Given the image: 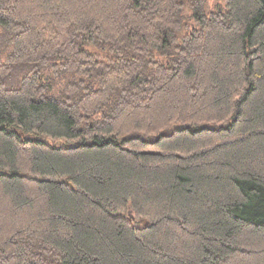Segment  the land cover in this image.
I'll return each instance as SVG.
<instances>
[{
	"label": "trees",
	"instance_id": "16d2710c",
	"mask_svg": "<svg viewBox=\"0 0 264 264\" xmlns=\"http://www.w3.org/2000/svg\"><path fill=\"white\" fill-rule=\"evenodd\" d=\"M0 264H264V0H0Z\"/></svg>",
	"mask_w": 264,
	"mask_h": 264
},
{
	"label": "rangeland",
	"instance_id": "374dc122",
	"mask_svg": "<svg viewBox=\"0 0 264 264\" xmlns=\"http://www.w3.org/2000/svg\"><path fill=\"white\" fill-rule=\"evenodd\" d=\"M218 1H221V0H209V7H210L214 2H218Z\"/></svg>",
	"mask_w": 264,
	"mask_h": 264
}]
</instances>
